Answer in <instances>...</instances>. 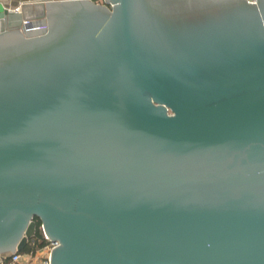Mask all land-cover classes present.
<instances>
[{
  "label": "water",
  "instance_id": "1",
  "mask_svg": "<svg viewBox=\"0 0 264 264\" xmlns=\"http://www.w3.org/2000/svg\"><path fill=\"white\" fill-rule=\"evenodd\" d=\"M36 217L50 264H264V0L0 2V255Z\"/></svg>",
  "mask_w": 264,
  "mask_h": 264
},
{
  "label": "built area",
  "instance_id": "2",
  "mask_svg": "<svg viewBox=\"0 0 264 264\" xmlns=\"http://www.w3.org/2000/svg\"><path fill=\"white\" fill-rule=\"evenodd\" d=\"M103 2L104 0H95ZM256 3L257 0H248ZM22 4L15 7V10H20ZM22 31L30 36L43 35L48 31V21L46 17H35L33 13H28L27 17L23 19ZM45 243L42 246H37L30 250H16L9 254L0 255V264H50L52 249L57 246L59 242L47 237L44 233Z\"/></svg>",
  "mask_w": 264,
  "mask_h": 264
},
{
  "label": "trees",
  "instance_id": "3",
  "mask_svg": "<svg viewBox=\"0 0 264 264\" xmlns=\"http://www.w3.org/2000/svg\"><path fill=\"white\" fill-rule=\"evenodd\" d=\"M36 221H37L36 234L30 239V242L25 248V250H30L32 248H36L37 246H42L45 243V237L41 226V220L38 217H36Z\"/></svg>",
  "mask_w": 264,
  "mask_h": 264
},
{
  "label": "crops",
  "instance_id": "4",
  "mask_svg": "<svg viewBox=\"0 0 264 264\" xmlns=\"http://www.w3.org/2000/svg\"><path fill=\"white\" fill-rule=\"evenodd\" d=\"M40 1H46V0H0V2H2L3 4H5L10 8H15L20 4H26V3L35 4ZM26 10L30 12L31 8L28 7Z\"/></svg>",
  "mask_w": 264,
  "mask_h": 264
}]
</instances>
